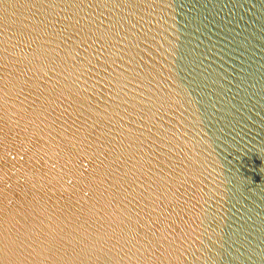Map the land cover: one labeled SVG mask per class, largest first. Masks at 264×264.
Segmentation results:
<instances>
[{
  "label": "water",
  "instance_id": "water-1",
  "mask_svg": "<svg viewBox=\"0 0 264 264\" xmlns=\"http://www.w3.org/2000/svg\"><path fill=\"white\" fill-rule=\"evenodd\" d=\"M0 264H264V0H0Z\"/></svg>",
  "mask_w": 264,
  "mask_h": 264
}]
</instances>
